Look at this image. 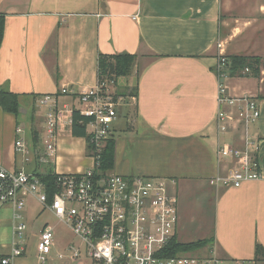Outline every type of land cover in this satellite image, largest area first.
<instances>
[{"label": "crops", "instance_id": "crops-1", "mask_svg": "<svg viewBox=\"0 0 264 264\" xmlns=\"http://www.w3.org/2000/svg\"><path fill=\"white\" fill-rule=\"evenodd\" d=\"M0 14L6 19L0 87L19 97L22 110L16 117L0 107V164L41 176L92 169L87 140L74 137L69 122L83 106L78 95L61 90L96 87L100 55H135L129 82L135 80L137 96L127 88L119 97L112 173L170 179L178 191L201 195L212 209L210 247L216 255L229 263L264 264L256 260V247H264V0H0ZM230 56L260 60L258 78L228 77L225 85L232 97L250 95L259 101L261 117L251 132L258 139L261 178L221 189L210 185L229 169L217 150L234 137L220 134L216 126L215 71L220 58ZM44 97H52L51 102L41 105ZM52 111L62 117L58 151L43 164ZM18 139L29 149L27 160L16 152ZM181 209L182 202L177 238L183 229ZM13 228L11 210L1 211L4 258L18 241ZM78 243L75 237L57 239L55 227V249L47 264H91L57 258ZM26 252L11 264H40L37 253L28 258Z\"/></svg>", "mask_w": 264, "mask_h": 264}, {"label": "built area", "instance_id": "built-area-1", "mask_svg": "<svg viewBox=\"0 0 264 264\" xmlns=\"http://www.w3.org/2000/svg\"><path fill=\"white\" fill-rule=\"evenodd\" d=\"M227 59L221 57L216 68L219 80L216 126L222 135H237L241 147L234 141L226 142L217 150L218 160L229 165L225 174L210 181L215 188H240L247 181L261 178L258 160V139L251 132L261 117L257 98L246 95L232 97L225 85L229 77ZM245 73H249L246 70ZM114 82L98 83L81 92L63 88L61 94L78 95L83 106L78 111L90 119L85 125L95 153L94 167L82 174H52L53 187L43 180L46 176L25 171L8 170L0 164V212L10 209L14 236L19 241L27 226L21 213L30 199L36 200L64 224L79 241L57 255L62 262L91 264H254L247 261L226 262L211 248L206 253H185L166 257L167 245L177 236L179 202L176 182L147 176H100L99 154L112 137L113 124L118 118L120 98L111 91ZM79 92V93H78ZM52 97H44L47 105ZM43 164L52 161L58 151V133L61 115L48 114ZM72 125V117L69 120ZM18 134L22 130L18 129ZM16 152L27 160L29 149L23 139L15 143ZM54 190L49 198V190ZM55 249V227L47 224L39 235L37 260L40 264L51 261ZM26 251L23 241L15 242L10 256L1 264H11Z\"/></svg>", "mask_w": 264, "mask_h": 264}, {"label": "trees", "instance_id": "trees-1", "mask_svg": "<svg viewBox=\"0 0 264 264\" xmlns=\"http://www.w3.org/2000/svg\"><path fill=\"white\" fill-rule=\"evenodd\" d=\"M6 29V19L0 14V49L4 40ZM227 59V72L229 77H253L260 76V60L256 57L246 56H230ZM136 56L132 54H119V55H100L98 59L99 78L98 83H112L116 84L117 78L127 77L133 69ZM249 70V73H245ZM216 72V71H215ZM116 98L120 95H115ZM126 96V95H122ZM128 96V95H127ZM130 96H137V89L130 93ZM0 107L6 113H10L16 117L20 116L21 105L19 97L8 90L0 87ZM90 119L82 116L78 110L72 113V135L76 138H85L87 140L88 155L92 157L96 154L94 146L90 142V136L87 134L86 126ZM36 135V133H35ZM115 155H116V141L114 137L108 139L104 149L99 154L100 161L98 171L100 176L104 177L111 174L115 168ZM45 183L50 187L54 185L55 178L51 175L43 178ZM54 190H49V199L53 198ZM212 245V240L197 241L191 243H182L178 240L177 236L167 245L163 253L166 257H175L179 254L197 252ZM4 256L0 255V264ZM256 260H264V247H256Z\"/></svg>", "mask_w": 264, "mask_h": 264}, {"label": "rangeland", "instance_id": "rangeland-1", "mask_svg": "<svg viewBox=\"0 0 264 264\" xmlns=\"http://www.w3.org/2000/svg\"><path fill=\"white\" fill-rule=\"evenodd\" d=\"M134 66L129 76L117 78L116 84L111 87V91L114 93L113 95H120L123 93L127 94L129 91L128 89L131 90L130 92H134L136 89L135 80H133L132 83L129 82V78L132 77L134 71ZM130 85L132 86V89L129 88ZM117 87L120 92L117 90ZM21 126L28 128L30 125ZM26 137L29 138L28 134H26ZM233 141L237 146L241 147V142L237 135H234ZM178 190L179 188H177L176 191L179 207L180 202H182V209L180 210V213L182 212L181 214L183 218V229L181 236L178 235V240L183 243H190L191 241L197 242L202 240L210 241L212 236L211 222L213 216L211 207L206 205L205 200L201 195L197 193L193 194L189 191L181 192ZM21 215L23 216V223L26 224L27 230L23 233V239L17 242L23 241L28 258L36 256L39 235L47 223H50L56 227L57 239L72 240L75 237L68 227H66L64 224H60L51 212L45 210L44 207L34 199L27 201V205ZM210 246L212 245L210 244L206 246V248H211Z\"/></svg>", "mask_w": 264, "mask_h": 264}, {"label": "water", "instance_id": "water-1", "mask_svg": "<svg viewBox=\"0 0 264 264\" xmlns=\"http://www.w3.org/2000/svg\"><path fill=\"white\" fill-rule=\"evenodd\" d=\"M20 113H22V110L20 109Z\"/></svg>", "mask_w": 264, "mask_h": 264}]
</instances>
